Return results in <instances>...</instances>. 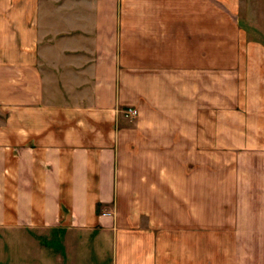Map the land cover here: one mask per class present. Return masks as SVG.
I'll use <instances>...</instances> for the list:
<instances>
[{
  "label": "crops",
  "instance_id": "1",
  "mask_svg": "<svg viewBox=\"0 0 264 264\" xmlns=\"http://www.w3.org/2000/svg\"><path fill=\"white\" fill-rule=\"evenodd\" d=\"M0 2V264L29 229L86 264H264V47L239 0Z\"/></svg>",
  "mask_w": 264,
  "mask_h": 264
},
{
  "label": "rangeland",
  "instance_id": "2",
  "mask_svg": "<svg viewBox=\"0 0 264 264\" xmlns=\"http://www.w3.org/2000/svg\"><path fill=\"white\" fill-rule=\"evenodd\" d=\"M6 6L5 2H0V13H6ZM235 15L239 28L246 32L247 42L252 45L259 43L264 47V0H239ZM248 59L264 60V54L254 48L250 50ZM0 118L4 121L5 115L1 114ZM124 215L127 216L128 213L124 212ZM13 237L14 244L9 246V252H13V264H86V258H79V251L84 249L79 245V237L76 235H58L49 230L29 229L15 230ZM3 250L6 264V243L3 244ZM85 253L86 251L83 254ZM99 264H107V261L103 260Z\"/></svg>",
  "mask_w": 264,
  "mask_h": 264
},
{
  "label": "built area",
  "instance_id": "3",
  "mask_svg": "<svg viewBox=\"0 0 264 264\" xmlns=\"http://www.w3.org/2000/svg\"><path fill=\"white\" fill-rule=\"evenodd\" d=\"M122 112H123L124 117H127V118H131L137 114L136 109L132 107H128L124 109Z\"/></svg>",
  "mask_w": 264,
  "mask_h": 264
}]
</instances>
